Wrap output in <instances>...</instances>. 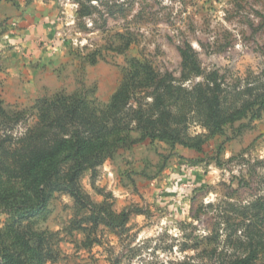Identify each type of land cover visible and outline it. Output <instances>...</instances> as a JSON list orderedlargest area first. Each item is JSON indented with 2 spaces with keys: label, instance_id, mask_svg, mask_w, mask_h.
<instances>
[{
  "label": "rangeland",
  "instance_id": "obj_1",
  "mask_svg": "<svg viewBox=\"0 0 264 264\" xmlns=\"http://www.w3.org/2000/svg\"><path fill=\"white\" fill-rule=\"evenodd\" d=\"M0 5V70L2 51L17 41L22 45L27 37L39 50L25 64L32 74L7 90L0 84L4 107L27 114L12 125L13 136L34 123L30 110L39 98L74 94L104 109L133 59L185 89L205 84V76L217 71L221 94L231 98L225 106H241L252 96L247 87L264 93V0ZM179 48L188 49L195 64L184 62ZM136 96L151 102L144 92ZM261 113L252 118L251 109L239 111L213 132L186 106L174 122L190 146L151 140L132 123L102 164L83 171L79 184L89 202L103 203L114 214L141 213L130 212L125 225L112 228L88 219V208L67 192H53L44 215L30 217L0 200V264H35L32 249L40 245L41 232L45 264H226L248 249L257 250V262L264 264V107ZM23 186L19 200L28 192L31 201L27 182L0 172V188Z\"/></svg>",
  "mask_w": 264,
  "mask_h": 264
},
{
  "label": "trees",
  "instance_id": "obj_2",
  "mask_svg": "<svg viewBox=\"0 0 264 264\" xmlns=\"http://www.w3.org/2000/svg\"><path fill=\"white\" fill-rule=\"evenodd\" d=\"M126 48L124 46L122 50ZM179 52L184 62L191 60L195 64L196 59L188 49L179 48ZM205 78V84L198 83L185 89L174 85L172 80L169 82L149 64L133 59L130 72L104 109L99 111L90 106L91 101L74 94L39 98L30 110L35 116L34 123L18 137L10 132L11 127L26 119V111L7 109L0 101V172L21 179L24 185L27 182L26 187L34 193L31 201L26 196L28 192L22 193L19 200L20 189L23 190L24 186L0 188V200L11 201L15 212L24 210V217H30L44 215L53 192L63 191L88 208V219L92 222L102 220L109 227H122L130 212L141 213V210L128 212L124 209L114 214L103 203L89 202L79 184L84 170L102 164L113 145L124 140L119 133L129 131L131 124L135 123L136 129L151 140L158 138L168 140L172 145L180 142L190 146L181 140L174 122L176 114L186 106L201 120L203 118L202 121L213 132L222 131L226 123L235 120L239 111L251 109L252 118L262 115L264 93L253 94L252 88L247 87L246 91L252 96L241 106H225L231 98L221 94L222 82L217 78V71L208 73ZM142 92L151 98V102L138 100L136 95ZM257 104L259 107L252 111L251 106ZM4 129L5 132H1ZM62 163L66 165L64 168ZM44 235L45 232L36 233L40 245L32 249L35 264L47 261L41 248L45 243ZM261 245L264 246V242ZM257 257V250L248 249L244 256L226 264H260Z\"/></svg>",
  "mask_w": 264,
  "mask_h": 264
},
{
  "label": "crops",
  "instance_id": "obj_3",
  "mask_svg": "<svg viewBox=\"0 0 264 264\" xmlns=\"http://www.w3.org/2000/svg\"><path fill=\"white\" fill-rule=\"evenodd\" d=\"M3 15L4 13L0 11V16ZM41 17L42 15H40V18ZM33 34L29 33V37ZM6 36H9V34H6ZM4 37L5 36H3V38ZM26 41H28L27 37H25V41L22 45L17 41L16 44H12V46L2 51L5 58V66L0 70V84H2V88L5 90L8 89L10 84L18 86L25 74H32V70L26 68V65L32 60L35 53L36 55L39 54V50L37 43H35L34 40L28 41V43H26Z\"/></svg>",
  "mask_w": 264,
  "mask_h": 264
}]
</instances>
